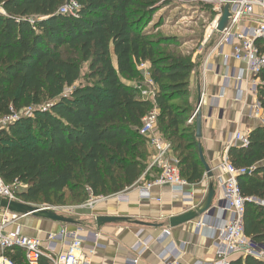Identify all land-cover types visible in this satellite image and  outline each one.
Segmentation results:
<instances>
[{"label": "trees", "instance_id": "obj_1", "mask_svg": "<svg viewBox=\"0 0 264 264\" xmlns=\"http://www.w3.org/2000/svg\"><path fill=\"white\" fill-rule=\"evenodd\" d=\"M72 1L77 12L61 13ZM171 1L0 0V118L20 115L0 130V178L11 190L21 188L15 191L21 201L64 206L69 199L83 203L88 195L105 197L134 185L148 159L139 129L153 106L181 176L202 181L196 121L188 123L194 64L164 55L161 43L142 30ZM208 6L215 15L214 5ZM258 45L264 52V42ZM143 61L151 62L158 86L154 105L141 96L137 65ZM83 63L89 76L78 84ZM258 76L264 109V69ZM29 108L33 115H24ZM228 157L238 169L254 167L238 177L241 195L258 201L245 202L244 233L264 244V126L250 132L247 146H231ZM0 255L27 264L20 247ZM40 264L51 262L42 257ZM229 264L264 260L244 255Z\"/></svg>", "mask_w": 264, "mask_h": 264}, {"label": "crops", "instance_id": "obj_2", "mask_svg": "<svg viewBox=\"0 0 264 264\" xmlns=\"http://www.w3.org/2000/svg\"><path fill=\"white\" fill-rule=\"evenodd\" d=\"M213 32L211 27L205 44L209 42ZM217 40L210 41L208 45L202 43V47L194 53L188 97L192 107L191 116L197 111L198 99L201 97L199 110L202 114V138L198 142H201L205 160L215 173L214 201L222 197V182L228 178L219 164L228 155L230 147L235 146L230 142L232 135L237 131L250 134L258 126H264V109L258 98V86L261 84L259 76L253 75L245 62L233 57L232 45L218 48ZM236 44L237 42L234 43ZM156 173L154 170L150 178L145 179L142 175L139 180L141 183L152 180ZM187 183L185 197L183 194L173 193L169 186H154L150 190V199L140 197L135 189L123 190L105 196L92 210L87 209L82 214H77L82 218L76 219L80 221V225L84 226L83 219L93 222L84 226L83 236L81 235L89 255L92 251L91 264H132V260L137 257V264H164L161 255L171 243L175 248L174 255L177 254L182 264L214 261L219 241L210 236L207 227H197L201 216L174 228L169 226L170 217L192 209L204 200L211 179L204 173L202 181ZM3 210L2 215L6 214L10 219L4 223L5 232L20 226L25 235L38 238L45 245L49 233L63 228L59 223L32 215L13 219L12 213ZM97 215L123 216L128 220L106 223L98 228L95 223ZM2 221L1 216L0 223ZM135 221L153 226L139 225ZM165 230H169V235L161 238ZM63 248L64 245L60 244L57 250ZM140 251L142 254L139 256ZM237 257L239 256L232 259Z\"/></svg>", "mask_w": 264, "mask_h": 264}, {"label": "built area", "instance_id": "obj_3", "mask_svg": "<svg viewBox=\"0 0 264 264\" xmlns=\"http://www.w3.org/2000/svg\"><path fill=\"white\" fill-rule=\"evenodd\" d=\"M203 2H215V0H203ZM226 3H230L232 16L225 30L218 33L217 47L232 45L233 57L238 61L245 62L248 70L253 75L258 76L264 69V52L258 45V41L264 42V0H216L213 8L216 14L212 24L214 31H216L217 23ZM78 8V4L72 1L65 5L60 12L75 14ZM236 42L237 44L234 45ZM138 69L148 73V63H139ZM68 92L69 89H66L65 93ZM147 95L148 91L143 90L142 98L150 100ZM155 96L156 92H154V98ZM47 108L43 107L42 109L46 110ZM197 112L198 110L189 118L188 123L194 122ZM24 115L32 116L33 109L25 110ZM157 118V111L149 113L144 117L143 125L139 129L140 134L147 139L151 148V161L148 168L149 170H156V176L143 183L140 182V179L133 186L126 188L125 191L135 189L140 197L150 199L152 198L150 190L154 186H169L173 193L183 194L185 197L187 180L181 176L179 161L170 142L156 131ZM19 119L20 115L18 114L0 118V130L8 128ZM230 142L235 146H247L249 133L237 131L232 135ZM219 168L228 175V178L222 182V197L214 201L211 208L197 221V227H207L210 236L219 241L217 244L218 254L216 259L210 263L199 262L196 264H229L234 256L244 255H253L264 260V244L255 242L244 233L245 202L247 200L258 201L257 199L244 198L238 185V177L244 174L250 175L254 167L238 169L226 155L219 164ZM0 197L19 200L1 178ZM157 200L161 201L160 198ZM47 207L54 211L57 209V207ZM3 211V208L0 207V217L2 216L3 219L0 223V251L20 247L24 250L27 264H40L42 257L48 258L51 264H91L90 255L92 251L89 255L84 248V240L79 231L64 228L59 233H49L46 240L47 245H45L42 240L25 235L20 226H17L13 231L5 232L4 223L9 222L10 219L6 214L2 215ZM12 217L13 219L19 218L16 214H13ZM213 220L215 221L214 224L212 223ZM168 235L169 230H165L161 238ZM60 244H63L64 248L57 250ZM174 250V245L171 243L162 253L161 259L164 264H182L177 254L174 255ZM138 254L140 256L142 251ZM138 261L139 257L134 258L132 264H137ZM0 264H13V262L0 255Z\"/></svg>", "mask_w": 264, "mask_h": 264}, {"label": "rangeland", "instance_id": "obj_4", "mask_svg": "<svg viewBox=\"0 0 264 264\" xmlns=\"http://www.w3.org/2000/svg\"><path fill=\"white\" fill-rule=\"evenodd\" d=\"M215 5V2H199V1H185V0H172L168 5L160 8L156 14L146 20L142 30L146 31L147 36L150 39L159 41L161 43V51L164 55H172L176 59H191L193 60L194 53L197 49H200L203 45H208L210 41H215L218 38L216 31L213 32V35L210 36L209 42L205 44V38L209 34V29L212 27L213 20L215 15L211 13V8L208 6L210 4ZM69 53V51H67ZM75 57H78L76 55ZM80 57V56H79ZM115 62V57H114ZM148 63L149 70L148 73L141 71L142 80L140 90L148 91L147 97L150 98L154 105V92H157L158 86L152 78V64L150 61H143ZM139 65V64H138ZM137 65V67H138ZM89 74V65L88 63L82 64V75L81 81L86 82L87 75ZM89 76V75H88ZM127 80V79H126ZM139 81V80H138ZM137 80H127V82L136 84ZM142 96V93H141ZM157 111L159 115V110L153 106L152 112ZM23 115V114H22ZM156 131L160 134H163L160 127L159 121L156 123ZM148 143V141H147ZM148 159L146 162V169L143 173L145 179L150 178L154 174V170H149V164L151 161V148L149 144H146ZM21 188L12 187L13 192L20 190ZM23 189V188H22ZM102 198L105 197H94L88 195L85 202H73L70 199L67 202V205L64 206H51L57 207L55 210L59 214L73 217L75 219H82L79 213L82 214L83 211L87 209L92 210L96 203L99 202ZM19 199V198H18ZM20 200V199H19ZM38 207L48 206L46 204H33ZM49 221V220H48ZM84 226H87L92 222V220H82ZM59 223L60 227L62 226L71 231H79L80 235L83 236L84 226L82 225H69L65 223ZM61 229V230H62ZM59 230V231H61ZM58 231V233H59Z\"/></svg>", "mask_w": 264, "mask_h": 264}, {"label": "water", "instance_id": "obj_5", "mask_svg": "<svg viewBox=\"0 0 264 264\" xmlns=\"http://www.w3.org/2000/svg\"><path fill=\"white\" fill-rule=\"evenodd\" d=\"M231 12H230V3H226L223 8L222 15L217 23L216 31L221 33L227 27L230 19H231ZM200 102L201 97L198 99V107H197V115H196V138L199 140L202 138V114L200 113ZM198 151L199 157L202 165L205 168L206 176L211 179V183L209 184L208 193L205 196L204 200L196 205L194 208L186 210L185 212L174 215L169 218V226L171 228L177 227L187 222H191L193 220H197L200 216L204 215L212 206L214 199L216 197V190L214 188V178L215 173L210 165L206 162L202 144L198 142ZM0 207L7 210L12 214H16L18 216H28L32 215L34 217L65 223L69 225H80V221L76 220L73 217H68L58 212L52 210L50 207H38L30 203H26L21 200H13L8 197H0ZM128 220L127 217L123 216H111V215H97L95 217V223L98 228L102 227L106 223L116 222V221H126ZM136 224L145 225V226H153L150 223H145L142 221H135ZM156 226V225H154Z\"/></svg>", "mask_w": 264, "mask_h": 264}]
</instances>
